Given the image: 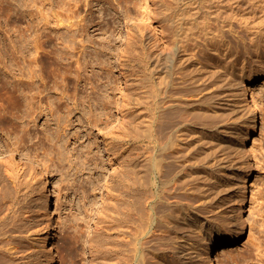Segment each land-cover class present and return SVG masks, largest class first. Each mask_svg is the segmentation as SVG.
<instances>
[{
  "label": "rangeland",
  "instance_id": "rangeland-1",
  "mask_svg": "<svg viewBox=\"0 0 264 264\" xmlns=\"http://www.w3.org/2000/svg\"><path fill=\"white\" fill-rule=\"evenodd\" d=\"M202 1L0 0L4 264H110L108 228L122 202L123 161L139 153L174 166L156 189L186 216L182 233H191L181 234L171 264H206L213 228L222 229L219 264H264V78L259 128L248 141L253 189L245 203L247 131L236 95L245 92L246 77L264 76V0H227L221 13L206 10L216 0ZM90 93L110 96L108 127L90 123ZM125 103L143 121L144 141L131 118L119 129ZM31 160L46 175V190L20 172ZM50 216L52 250L37 238ZM173 220L182 221L167 215L158 228L168 231Z\"/></svg>",
  "mask_w": 264,
  "mask_h": 264
},
{
  "label": "bare ground",
  "instance_id": "bare-ground-1",
  "mask_svg": "<svg viewBox=\"0 0 264 264\" xmlns=\"http://www.w3.org/2000/svg\"><path fill=\"white\" fill-rule=\"evenodd\" d=\"M226 1L227 0H216V3L213 2L215 5H213V3L211 2L212 4H210L208 0L209 4H206V6L208 7L206 8V10L216 8V10H220V12H218L221 13V10L226 7ZM191 3L194 4L195 2ZM200 5L198 4V7ZM203 5L205 4L202 3L200 7H202ZM197 10V13H199L200 9L198 8ZM194 13H196V11ZM76 15V13H73V17ZM71 18L72 17L68 16L67 20L70 21ZM74 25L75 24L70 23V27H73ZM147 28H149L150 30H155V28L150 24L147 25ZM174 29L175 28H172V30L175 32L176 29ZM151 37L155 42H157V34L154 33ZM133 51L135 52L136 49L134 48ZM67 54L69 53L65 51L66 56ZM263 78L264 76L246 77V84L244 85L245 92L240 93L241 88L239 89V92H236V95L240 100L241 109L243 111L244 127L247 131V137L244 140L243 148L248 159L249 168L243 173V186H245L246 188V190L244 191L245 197L243 203H245L249 199V194L253 189L252 156L248 150V141L251 136L253 137L256 134L260 124L261 105L258 98V84L262 81ZM126 85H128V81ZM142 85L143 83L141 80L140 86ZM136 86H138V84H136ZM138 88L140 87L138 86ZM85 102L86 103L84 105L90 107V111L88 113V118L89 120H91L90 123L94 122L96 126L102 123L103 125L108 127L109 125H111V123L114 122L112 114L109 111V107L112 102L109 95H105L102 99H98L95 98V96L93 97L90 93L89 100ZM80 104L82 103H78L77 106H80ZM95 105H100L102 107V110L99 113H96L93 110ZM128 107V104H122V111L120 112L121 119L118 124L119 129H122L123 125H126L129 122L128 118H131L133 119V121H136L133 129L135 131L137 139L139 140V142L144 141L146 136H143V121L136 111H131V109ZM126 134L127 132L125 131L124 135L127 137ZM117 136L120 138L119 135H116V139L118 138ZM115 137L113 136V139H115ZM123 138L125 140L124 136ZM141 148H143V146H140L138 150ZM143 155L144 154L139 153L136 157L126 158L123 161V166H125L126 173L122 178L123 180H121V184H123L124 188L120 187L121 189L118 190V196L121 195V199L119 198V202H122L121 205H119V203L116 204V212L114 211V213H116L115 215H117L115 216L116 221H111L110 228H108L110 229L109 235L111 243L110 264H171L172 261H170V257H172L173 259L174 255L176 256L180 253V238H184L183 236H181V234L184 233H182L180 226H184L183 224H188V221H186L187 218L184 214L180 213L179 209L170 210L173 202L171 200V197L169 196L167 198H162L156 189L159 180H163L164 178L168 177L174 171V166L170 162H165V158H156L154 156L148 158ZM94 157L95 156L93 155L92 160L94 159ZM89 160L91 161V159ZM94 161L96 160H93V162ZM20 166V172L22 170L25 173L27 172V184L32 185L37 181H40L43 183L44 190H46L48 184L47 177L35 161L31 160L30 164L27 167L22 163L20 164ZM47 196H49V193L47 194ZM177 203L180 204L178 201ZM50 206V202L47 201L45 206L46 212L50 210ZM180 206L182 205H177L176 207L181 208ZM160 212H162L163 214L159 215ZM167 215L172 217V219H177L180 217L182 221H170L168 223L169 230L164 232V230L158 228L162 226L158 223H162L163 221H165ZM214 231L215 229L213 228L211 230V233L214 234H212L208 239V247L204 250L205 253L202 257L203 261H205L206 264H219L214 253L219 252V246L222 243L220 239V237H222V229L219 228L218 230H216V232ZM189 233L191 232H186L184 235H189ZM241 233V229L238 228L233 238H231L230 240H237L240 237ZM228 237H231V235H228ZM37 238L40 240L42 246L47 248L49 247V250H52V248L55 247L54 240L56 238V226L51 216L49 219V223L46 226V230ZM258 248L259 250L261 249L260 246ZM171 253L174 255L170 256ZM0 259L2 260V258ZM208 259H210V261ZM1 260L0 264H4V262ZM173 261L175 263L174 259Z\"/></svg>",
  "mask_w": 264,
  "mask_h": 264
}]
</instances>
